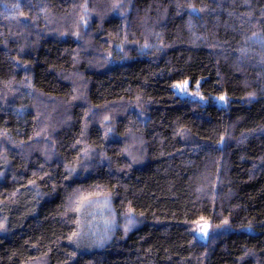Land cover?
<instances>
[{
    "label": "trees",
    "instance_id": "1",
    "mask_svg": "<svg viewBox=\"0 0 264 264\" xmlns=\"http://www.w3.org/2000/svg\"><path fill=\"white\" fill-rule=\"evenodd\" d=\"M0 264H264V0H0Z\"/></svg>",
    "mask_w": 264,
    "mask_h": 264
},
{
    "label": "rangeland",
    "instance_id": "2",
    "mask_svg": "<svg viewBox=\"0 0 264 264\" xmlns=\"http://www.w3.org/2000/svg\"><path fill=\"white\" fill-rule=\"evenodd\" d=\"M174 91L179 97L197 100L203 104L212 103L220 107L226 106L227 104L225 99L226 97L204 96L200 90V83L192 82L189 79L176 84L174 86ZM133 140L134 137L131 138L129 143H131ZM125 151V156L129 157V159H132L136 156L135 150H133V154L129 152V150ZM126 153H128V155ZM83 208L84 209L79 222L80 227L78 229L77 237L78 241L81 243H84L86 239H88L87 241L89 242V248L92 249H96L98 246H100L101 242H107L111 238L110 236L114 231L117 232L119 228L125 229L126 225L131 227L130 225L133 223L132 220L127 218L123 220L116 219L110 202L106 199H103L102 197H98V199L96 197V199L86 203ZM208 230V226H203L200 228L199 232L202 239H208L209 233L214 234L218 232L217 228H212L211 231L209 230V233ZM94 239H96V242H93Z\"/></svg>",
    "mask_w": 264,
    "mask_h": 264
}]
</instances>
